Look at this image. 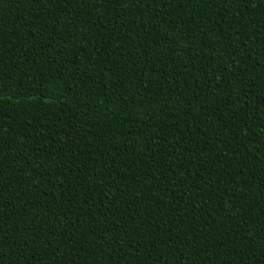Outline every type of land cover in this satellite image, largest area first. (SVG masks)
<instances>
[{"label": "trees", "instance_id": "trees-1", "mask_svg": "<svg viewBox=\"0 0 264 264\" xmlns=\"http://www.w3.org/2000/svg\"><path fill=\"white\" fill-rule=\"evenodd\" d=\"M0 264H264V0H0Z\"/></svg>", "mask_w": 264, "mask_h": 264}]
</instances>
